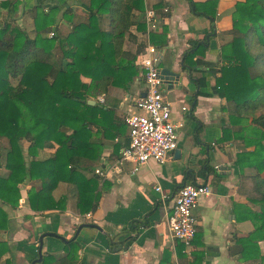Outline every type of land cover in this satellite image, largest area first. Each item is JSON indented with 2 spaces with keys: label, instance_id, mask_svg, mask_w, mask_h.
Instances as JSON below:
<instances>
[{
  "label": "crops",
  "instance_id": "crops-1",
  "mask_svg": "<svg viewBox=\"0 0 264 264\" xmlns=\"http://www.w3.org/2000/svg\"><path fill=\"white\" fill-rule=\"evenodd\" d=\"M40 1L23 3L35 6ZM206 1L145 0V10L156 4L161 6L155 9L157 17L151 33L159 36L165 30L166 45L151 44L147 33L132 31L137 38L129 48L134 53L142 45L145 52L149 43L160 52V69L183 74L181 83L171 84L170 88L163 85L165 98L171 104L172 121L181 125L177 129L179 155L174 152L165 165L150 161L132 174V165H117L121 156L113 153L112 144H105L98 161H83L80 165L87 179H96L93 189L99 193L97 207L86 214L77 211L76 188L68 183H59L53 192L55 201L64 200L63 209L33 212L27 201L32 184L24 182L17 208L3 206L0 200L9 220L8 229L0 234V240L8 245L0 264L7 260L11 264H32L38 259L35 257L40 244L42 256H63L65 244L71 241L79 246L78 264H192L194 252L202 253L200 264H260L264 257V203L255 191L257 182L250 178L264 179V172L257 174L246 166L241 170L235 164L240 152L253 148L243 149L241 141L237 145L219 141L223 126L229 122L224 112L225 100L216 90L219 56L221 46L231 39L228 33L232 11L239 0H218L213 18L191 4ZM42 2L61 11L72 8L76 21L86 18L88 0ZM189 53L193 57L185 61ZM144 91L141 76L128 90L111 87L92 101L96 104L100 98L103 102L99 103L115 108L118 116L125 117L137 112L134 101ZM231 129L239 130V126ZM22 146L26 151L28 144L22 142ZM53 152L41 151L39 159H47ZM3 162L2 158L0 177L8 173ZM95 170L106 173V177L96 175ZM204 183L211 186L212 194L201 199L194 210L201 244L182 248L180 242L171 238L168 227L173 199L183 185ZM157 186L168 197L165 202L155 192ZM195 262L198 264V259Z\"/></svg>",
  "mask_w": 264,
  "mask_h": 264
},
{
  "label": "trees",
  "instance_id": "trees-1",
  "mask_svg": "<svg viewBox=\"0 0 264 264\" xmlns=\"http://www.w3.org/2000/svg\"><path fill=\"white\" fill-rule=\"evenodd\" d=\"M218 0L192 6L209 17L216 14ZM21 2L0 0L1 10L10 16ZM154 5L153 9L160 8ZM34 24L30 38L20 26L6 21L0 24V167L8 172L0 177L3 206L17 208L22 197L20 185L29 181L27 201L33 212L63 209L64 200L55 201L53 192L59 183L76 188V209L80 214L97 207L96 179L82 173L83 161H98L105 144L113 153L128 145L124 117L115 108L96 102L109 88L128 90L142 74L138 68L144 55L142 45L134 53L136 34L146 33L145 0H88L86 18L75 20V11L51 5H35L27 11ZM164 19V15L161 16ZM69 23L62 33L60 25ZM72 23V25L70 24ZM70 26V27H69ZM231 39L223 44L219 56L217 94L225 100L228 123L222 128L220 142H242L235 164L264 172V0H239L232 11ZM134 31L136 34H134ZM55 36L48 38L47 34ZM151 33V32H150ZM163 35L150 36L151 44L166 45ZM193 53L185 56L191 61ZM239 126V130H232ZM122 139L123 142H116ZM22 142L28 144L26 151ZM53 149L47 159L41 151ZM26 154V155H25ZM27 156V157H25ZM247 164L243 165V163ZM255 191L264 203V179ZM39 182V185H34ZM7 213L0 206V234L8 229ZM253 236H248L250 238ZM249 240V239H248ZM192 244H201L196 233ZM182 248H184L183 244ZM79 246L65 244V255L45 254L40 264H78ZM8 245L0 240V263ZM38 258V254L36 255ZM192 264L202 253H192ZM260 264H264L261 257ZM5 264H11L6 261Z\"/></svg>",
  "mask_w": 264,
  "mask_h": 264
},
{
  "label": "built area",
  "instance_id": "built-area-1",
  "mask_svg": "<svg viewBox=\"0 0 264 264\" xmlns=\"http://www.w3.org/2000/svg\"><path fill=\"white\" fill-rule=\"evenodd\" d=\"M168 10L165 9L166 13ZM154 10H145L147 38L153 29L156 19ZM55 36L54 32L49 38ZM160 52L148 43L139 66L145 84L144 95L134 101L136 113L124 117L127 126L128 145L121 149V158L117 165L129 163L132 165V174H136L146 163L152 161L158 165H165L172 159L178 147V127L171 118V104L165 98L164 78L158 64ZM98 101L103 102L100 98ZM183 111L185 108L182 109ZM95 174L106 177V173L95 170ZM160 194V200L165 202L168 197L161 187L154 188ZM212 194L209 184H185L173 199L171 214L168 218V227L171 238L189 248L197 233V220L194 210L201 199Z\"/></svg>",
  "mask_w": 264,
  "mask_h": 264
},
{
  "label": "rangeland",
  "instance_id": "rangeland-1",
  "mask_svg": "<svg viewBox=\"0 0 264 264\" xmlns=\"http://www.w3.org/2000/svg\"><path fill=\"white\" fill-rule=\"evenodd\" d=\"M21 2V5L19 6L18 10L15 13H12L10 16L7 15L6 10H1V17H0V24L3 22H10L12 26H20L22 29H24V31L27 33V35L30 38L34 37V24H33V20L29 17L27 11L29 9H31L33 6V4H30L29 6H24L23 0H18ZM43 0H41L40 2H37L36 5H41L44 6V9H48L50 8V6L45 5L43 2ZM77 18H75L76 21ZM83 20V19H80ZM72 25V23H70ZM68 25L69 23H65L60 25V31H62V33H66L68 31ZM70 27V26H69ZM51 32H49L47 34V37L49 38V34Z\"/></svg>",
  "mask_w": 264,
  "mask_h": 264
},
{
  "label": "water",
  "instance_id": "water-1",
  "mask_svg": "<svg viewBox=\"0 0 264 264\" xmlns=\"http://www.w3.org/2000/svg\"><path fill=\"white\" fill-rule=\"evenodd\" d=\"M159 65L160 64H158V67H159ZM160 72H161V75L163 76V78L165 80L164 84L167 85L168 88H170L171 84L177 85V84L181 83V81H182V77H183L182 73L174 72V71H171L170 69H167V68L160 69ZM87 104L88 105H95V102L92 101V100H89L87 102ZM175 154L179 155V152L176 150ZM84 227H94V226H92V225H84ZM42 239H43V237H42ZM41 249H42V245L40 244L39 250H38V259L33 261L32 264H37V263L41 262V260H42Z\"/></svg>",
  "mask_w": 264,
  "mask_h": 264
}]
</instances>
